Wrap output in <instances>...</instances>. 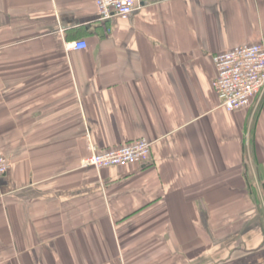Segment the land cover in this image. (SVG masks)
<instances>
[{"label": "crops", "instance_id": "1", "mask_svg": "<svg viewBox=\"0 0 264 264\" xmlns=\"http://www.w3.org/2000/svg\"><path fill=\"white\" fill-rule=\"evenodd\" d=\"M259 43L264 0H0V264H264V96L213 89ZM141 138L146 166H82Z\"/></svg>", "mask_w": 264, "mask_h": 264}, {"label": "built area", "instance_id": "2", "mask_svg": "<svg viewBox=\"0 0 264 264\" xmlns=\"http://www.w3.org/2000/svg\"><path fill=\"white\" fill-rule=\"evenodd\" d=\"M147 0H95L102 21L125 18L133 14ZM85 42L68 44V50H85ZM217 78L213 89L229 112L252 105L254 99L264 96V45L252 44L235 47L213 58ZM92 155L82 161L84 168L98 171L123 165H148L151 163L152 143L145 138L120 147L99 151L92 147ZM9 170V163L0 153V182Z\"/></svg>", "mask_w": 264, "mask_h": 264}]
</instances>
